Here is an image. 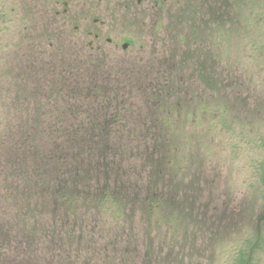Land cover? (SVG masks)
<instances>
[{
    "label": "rangeland",
    "instance_id": "rangeland-1",
    "mask_svg": "<svg viewBox=\"0 0 264 264\" xmlns=\"http://www.w3.org/2000/svg\"><path fill=\"white\" fill-rule=\"evenodd\" d=\"M42 2L0 0V264H146L148 256L163 259L164 252L177 253L171 257L176 264H238L242 249L245 260L264 264L255 227L235 224L243 204L252 209L264 196V0L236 8L223 0H72L57 19L49 12L54 6ZM45 15L66 32L54 37L55 47L43 35ZM86 18L92 26L103 21L110 38L131 40L128 60L142 59L132 79L116 71L117 78L107 65L101 82L73 80V56L79 47L91 48V41L103 47L104 64L124 61L113 44L76 34L81 24L88 29ZM46 51L59 53L56 60L48 57L47 66ZM51 61L64 68L57 83L63 80L70 97L59 91L53 99L60 102L50 107L60 123L50 138L48 115H42L46 102L31 91V77ZM76 92L84 98L76 100ZM234 97L245 104L242 113L224 108ZM33 104L42 116L19 137L16 128L32 119L24 113ZM71 104V113L75 104L80 111L69 120L64 114ZM103 130L112 131L102 138L103 150L92 149L89 134ZM33 132L41 139L36 149L48 147L56 134L63 141L69 136L63 134H77L70 157L81 192L73 210L60 208V179L39 175L37 156L27 155ZM146 143L151 161L139 148ZM165 143L171 184H183L179 200L189 195V201L152 214L142 202L165 192L159 172L166 161L157 159ZM99 164L97 176L78 171ZM188 184L190 192L184 191ZM104 191L125 195L127 209L116 204L104 211L108 202L95 198Z\"/></svg>",
    "mask_w": 264,
    "mask_h": 264
},
{
    "label": "trees",
    "instance_id": "trees-1",
    "mask_svg": "<svg viewBox=\"0 0 264 264\" xmlns=\"http://www.w3.org/2000/svg\"><path fill=\"white\" fill-rule=\"evenodd\" d=\"M225 1V3H227V5H231L233 8H236V6L238 5H242L243 1L245 0H223ZM54 47V46H51ZM54 54V52H53ZM52 57H54V55H52ZM52 63H55L53 61H51ZM57 64H53L50 65L51 67H46L45 69H40L39 73L37 75H35L34 73H31V75H35L34 78H32L31 80V91L34 92L35 94L41 92L40 89V79L42 77H47V76H60V68L64 69L60 64V62H56ZM30 67H31V62L29 63ZM56 72V73H55ZM73 76V74H72ZM30 79V76L28 77ZM27 82V79L25 80ZM216 80L215 81H211V83H209V86H213L216 85ZM80 84V83H78ZM96 84V83H95ZM74 85V84H73ZM48 86V85H47ZM64 86V87H63ZM74 86H76V88L78 89L77 85L75 84ZM50 88L47 92V106L50 107L52 104L53 105H59L60 102L57 101H53V97L56 96V93L59 91H63L68 93L69 97L70 94L67 90V86L65 84L62 85H58L57 88L54 87L53 85H50ZM36 91V92H35ZM79 92V91H78ZM78 92L75 93V97L76 100H81L82 97ZM233 105L230 106L229 103H224V108L225 109H235V110H241V113L243 112L244 106L245 104L241 101H238V98H233ZM229 105V107H228ZM39 104H33V107H35L31 113H24V115H28L30 116L32 119L30 121H25L27 123H20L19 126L16 128V131L18 132L17 135L19 137H22L25 134V129L28 130L27 128L29 127V125L31 124L30 122H38L39 121V116H42L39 114L41 107H39ZM76 108L73 111V113H71V109L73 108L72 104L70 105V112L69 113H65L64 115L68 116V119L71 120L72 116H75L77 113V111H80V106L78 104H75ZM38 107V108H37ZM54 113V112H52ZM47 117V121H48V125L51 128L50 133L48 134L49 137L51 138V133L52 132H59V131H52L53 128H57V123H60V116L59 118L53 115H48ZM38 119V120H37ZM37 120V121H36ZM76 120V118H75ZM54 123V124H53ZM71 123V122H68ZM24 127V129H23ZM33 127H35V124L33 123ZM65 129L66 126H65ZM110 129V128H108ZM37 130V129H34ZM63 132V131H62ZM112 132L111 130H103L101 132L98 131H92V133H90L89 135L92 139L90 140L92 142L93 148L92 149H99V150H103L104 148V142L102 141V138H106L107 136L111 135ZM29 133L30 137L33 136L32 141H34V144H31L33 146V149L29 148V151L27 152V155H32L34 154L35 156H37V163L40 164L38 173L39 175L48 177V178H56L57 180L60 179V184L58 185V199L59 202L63 203L64 206H61L60 208L66 207L70 210H73V208H71V205H74L78 200L77 198L79 197L78 194H80L81 190H77L78 189V185L76 184L75 180H77V177L74 178V174L76 172V170H74V167L76 166V164H74V162L72 161V158L70 157V153L74 152V147L73 146V142L76 140V133L75 134H63L65 135H69L67 137L66 141H63L62 139V133L60 134H56V136H58V138H56L57 140H50L51 144H49L48 147L44 148L43 146L40 147V149H36L35 144H37V139L38 138V134L37 133ZM87 134V133H86ZM88 135V134H87ZM47 135H45L46 137ZM59 136H61L59 138ZM72 139V140H71ZM41 140V139H39ZM145 141V140H142ZM78 142V141H75ZM86 148H89V142L86 141L85 142ZM59 144H63L64 148H61V151H58L57 147H59ZM57 146V147H56ZM88 146V147H87ZM37 147V146H36ZM72 147V148H71ZM84 146L82 147V150H85ZM166 147V149H165ZM165 147L162 151H160L159 156H157L158 160H163L162 162H165V171L164 172H159L162 175V179L164 180L162 186L165 189V192H161L159 194L158 197H156L153 201L150 200H144V202H142V204L144 205V210H147L148 212L155 214L158 211H165L170 209V207H172L174 202H177L178 204L183 203L185 200L189 201V195H187L186 199L184 200L183 198L179 200V192H181L183 190V184H178V186H172L171 184V179L169 177V173L171 172V168H173L172 164L173 161L170 159V151H169V145H166L165 143ZM141 150L146 151L143 155L149 156L150 157V161L152 159H154L152 153H149V146L146 143L143 147H139ZM91 149V148H90ZM91 149V150H92ZM110 153L114 156H117V151H110ZM161 156V157H160ZM142 161H144L145 163H147V159L143 158ZM149 164V163H148ZM158 165V162L155 164ZM74 166V167H73ZM83 169L81 167H79V172L84 173L86 176L88 175H92V176H97L100 172V169L102 168L100 166V164L97 167H93L85 172H83V170L87 167H85L84 165H82ZM73 168V169H72ZM263 186H264V168H263ZM62 179L66 180L70 185H63L62 183ZM192 179V178H191ZM82 181H87L86 179L82 180ZM81 181V182H82ZM181 183V182H180ZM129 187L131 188H135V185L130 183L128 181ZM33 188H35V186H32ZM75 188V190H74ZM191 186L188 184V186H184V191H189L190 192ZM189 194V193H188ZM126 196L123 194H112L109 191H104V192H97V194L95 193V198L97 201H99L100 203L102 202H108L107 204L102 205L103 207H101L104 211H108V207L110 205H118V208H120V205H123L124 210H126V206H125V198ZM75 198V199H74ZM71 199H73L71 201ZM137 200V198H136ZM91 202V200H90ZM246 206L250 207V209H247ZM59 207V206H57ZM249 212L252 215L249 217ZM151 214V215H152ZM28 214H26L25 216H27ZM30 215V214H29ZM24 216V217H25ZM236 220H235V224H237L240 228H244L246 226L249 225V228L255 227L254 232H256L255 235V241L258 240L260 242V244H262L264 242V234L262 231V227L264 226V196L262 195V197L258 200V204L256 206H254L251 209V206L247 205V204H243V208H239L236 212ZM217 219L219 220V222H221V220L217 217ZM173 225V223H172ZM179 224H176V226ZM25 228V226H23ZM174 228H176L173 225ZM226 227H231L230 225L226 226ZM177 229V228H176ZM236 229V228H235ZM232 229L230 232L233 233L232 231L235 230ZM213 232V231H212ZM216 235V232H213ZM218 236V234H217ZM232 236V235H231ZM230 236V237H231ZM217 241V240H216ZM216 241L212 242V245H215ZM245 249L240 250L239 252V262L238 264H252V262L254 261L253 258H250L249 260H245L244 258V254L241 253L243 252ZM193 253V251H192ZM174 255H178L177 253H170L166 255V252H164V256L163 259L157 258V257H153V256H148L151 259L148 260L146 262V264H176L179 263L175 260L172 261L171 257ZM196 258L198 257L195 256ZM193 257V258H195ZM191 261V260H190ZM181 264H193V262H189V263H181Z\"/></svg>",
    "mask_w": 264,
    "mask_h": 264
},
{
    "label": "flooded vegetation",
    "instance_id": "flooded-vegetation-1",
    "mask_svg": "<svg viewBox=\"0 0 264 264\" xmlns=\"http://www.w3.org/2000/svg\"><path fill=\"white\" fill-rule=\"evenodd\" d=\"M70 1H72V0H68V1L67 0H48V1L43 0L42 3L54 6L53 8H51L49 10V12L50 13L53 12L55 18L57 19L58 16H60V15L65 16L66 13L69 11L67 6L70 4ZM99 1H101V0H99ZM137 3L140 4L141 0H138ZM58 5L59 6L63 5V8L60 9ZM85 20H86V24L88 25L87 26L88 29L83 30L85 28H82L81 27L82 24H81L80 26H77L74 28V31L76 32V34H82L84 32V34L86 36L92 37L96 42H102L103 40H105V42H107L109 45L113 44L111 46H114L115 51L119 52L122 55L124 61L119 59L117 61H114L115 64H112L107 59V61L109 63L104 64L103 63L104 62V55L102 54V52L104 51L103 47H101V48L96 47L95 44H93V42L91 41V43L89 44V45H91V48L86 49V48H84V46L79 47L73 56V59L76 62V64L72 67L73 68L72 78L75 82H77V83L89 82V83H94V84L97 82H101L100 79L103 78V73H104V70H105L107 65H109L111 67L112 75L116 76L115 72L117 71L122 76H125L129 79H132L135 76V74L140 72V70H141L140 61L142 59H135L134 58L133 60H128L131 57L129 55H131L132 48L134 47L131 40L127 39L126 37L120 38L118 40H116L114 38H110L109 35L112 32H110V30L108 28L104 27L105 23H103V21L101 23L97 22L98 24H103V27H97V23H95L96 24L95 26H92L89 24L90 22H89L88 18H86ZM93 20H94V22L96 20L99 21L98 19H95V18ZM62 22L66 23V24L70 23L68 19L63 20ZM42 27H43V32H44L43 35L49 38V42H48L49 47H51V46L55 47V38L66 33L65 30L60 29L58 27L57 21H54L49 16H47V19H46V15L43 17ZM56 46H58V45H56ZM56 49L59 50V48H56ZM84 52H86V54ZM55 53L54 54L50 53V51L44 52V54H43V56L45 55L44 64L46 66H47L48 57H52V55H54L55 56L54 59L55 60L57 59V55L59 56V53L56 51H55ZM84 56H88V57L84 58ZM122 62H126V63L123 64ZM53 64H57L56 61ZM122 65H126V66L123 67ZM49 67H51V66H49ZM61 70H62V68H60V71ZM58 77L59 76H50V77H42L40 79L39 85H40L41 92L37 93V95H38V99L44 100L46 102V104L44 105V107L42 109V111H44L43 115L58 114L57 112L53 111L50 108L51 106L50 107L47 106V94H48L47 91L49 89H51L50 85H53L54 87L57 88L58 85L63 84L62 79H61L62 83H57ZM116 77L118 78V76H116ZM54 98L55 97H53V99ZM52 112H54V113H52Z\"/></svg>",
    "mask_w": 264,
    "mask_h": 264
}]
</instances>
